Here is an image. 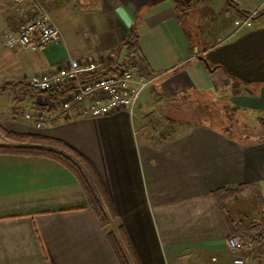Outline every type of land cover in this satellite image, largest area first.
<instances>
[{
    "label": "crops",
    "instance_id": "1",
    "mask_svg": "<svg viewBox=\"0 0 264 264\" xmlns=\"http://www.w3.org/2000/svg\"><path fill=\"white\" fill-rule=\"evenodd\" d=\"M38 1L48 11L53 2ZM203 1H101L102 13L111 15L119 29L117 48L137 27L141 62L154 77V89L142 96L133 115L120 109L98 118L85 116L79 105L63 119L60 99L25 85L70 57L90 56H77L66 46H52L41 55L9 49L4 36L14 19L0 15V146L21 145L4 134L9 132L57 140L79 153L116 210L111 227H124L141 264H234L238 254L230 247L231 232L245 213L229 209L231 198L221 207L213 196L221 190L246 187L244 197L257 199V218L264 220V141L259 137L225 134L208 122L163 142L148 132L155 109L151 93L164 98L183 92L225 94L238 111L264 113V10L250 28L233 35L234 21L264 0H221L224 20L209 19L211 39L200 48L181 13L188 15ZM32 6L27 0L13 15L20 17ZM211 10L218 12L215 5ZM28 114H44L49 122L37 128ZM109 232L91 209L81 180L59 160L0 152V264H121ZM129 260L133 264L130 255Z\"/></svg>",
    "mask_w": 264,
    "mask_h": 264
},
{
    "label": "rangeland",
    "instance_id": "2",
    "mask_svg": "<svg viewBox=\"0 0 264 264\" xmlns=\"http://www.w3.org/2000/svg\"><path fill=\"white\" fill-rule=\"evenodd\" d=\"M52 1L50 5L52 10L49 7V13L62 31L65 39L63 46L70 48L73 54L77 56L88 55L90 58L104 62L105 65L115 61L114 54L118 46L119 29L111 19V15L102 13V0ZM263 4L255 10L259 9ZM214 5L216 11H218L217 13L212 10L209 11V7ZM17 6L21 7L22 4L17 5L9 0H0V15L3 17L12 15L11 19H16V14L15 16L13 15L16 12L13 9L17 8ZM220 6L221 0H205L201 6H197L192 11L190 9L188 15L181 13L183 24L195 41L196 46L204 48L210 42L211 38L208 39L207 37L209 19L224 20V14H222V11L220 12ZM261 9L264 10V7ZM29 52L33 55H41V52L40 54H35L32 50H29ZM150 87L151 85L143 95L154 89ZM150 98L154 102L155 109L151 112L153 117L148 119L150 124L148 132L156 142H163L166 138H170L173 133H175L174 135L180 134L189 129V127L202 122H208L213 125V122L222 123V125L216 124L217 127H215L218 129L230 126L234 129V132H240V135L247 133L249 135L248 139L252 141L258 137L259 140L262 139L263 131L257 123V118L259 116L264 117V113L253 115L238 111L230 103V95L217 94L203 97L198 94L183 92L174 97L164 98L161 95L159 96V94L156 96L155 93H151ZM181 108L184 109L183 114ZM19 112L22 114V109ZM155 117L159 118L158 122L151 120L156 119ZM171 121L174 123L171 124ZM169 125L174 126L172 130L168 127ZM7 133L9 132L4 134L8 138L14 139L8 136ZM15 140L20 142L21 145L30 143L29 141ZM2 142L0 137V143ZM244 195H247L245 191H243V195L240 192L233 196L229 200L231 204L228 207L229 209H236L245 213L243 220L245 224H256L259 222L256 213L259 206L258 201L256 198L244 197ZM235 198L237 199L234 203ZM262 255H264V244L261 247H257L254 254V264H264ZM185 264H188V262H185Z\"/></svg>",
    "mask_w": 264,
    "mask_h": 264
},
{
    "label": "built area",
    "instance_id": "3",
    "mask_svg": "<svg viewBox=\"0 0 264 264\" xmlns=\"http://www.w3.org/2000/svg\"><path fill=\"white\" fill-rule=\"evenodd\" d=\"M21 5L27 0H9ZM237 19L233 35L242 33L253 25L262 14L261 8ZM64 36L53 16L38 0H33L32 8L14 19L10 30L4 36V44L9 49H29L43 52L52 46H63ZM105 64L93 58L79 60L70 57L66 63L50 74L34 75L25 85L36 91L50 95H62L59 116L68 119L79 105L85 116L98 118L117 110L125 109L131 115L146 89L154 81L147 72L139 56L134 57L121 69L119 76L106 74ZM28 120L37 128L45 126L49 120L44 114H28ZM232 252L238 254L234 264H254L257 245L247 242L241 236L230 238ZM215 260V259H214Z\"/></svg>",
    "mask_w": 264,
    "mask_h": 264
},
{
    "label": "trees",
    "instance_id": "4",
    "mask_svg": "<svg viewBox=\"0 0 264 264\" xmlns=\"http://www.w3.org/2000/svg\"><path fill=\"white\" fill-rule=\"evenodd\" d=\"M247 15L248 14H243V16ZM140 52V37L138 29L137 27H135L132 32L123 39V41L115 51V61L111 64H107L105 66L104 72L113 76H119L121 69L127 66L131 59L136 56H139L141 58ZM51 96L55 99H61L60 97H62V95L55 94ZM183 110L184 109L181 108L182 114ZM257 119V123L263 131L261 141H264V117L259 116ZM172 123L174 122L171 121V124ZM213 123L214 125L210 124L212 128H216V124H219V122ZM168 127H170V130L173 129L171 125H169ZM221 131L225 134L230 135L235 133L234 129L230 126L222 128ZM7 135L19 141H29L30 143L36 145L22 144L19 146H0V152L41 154L50 156L54 159L59 160L63 165H65L68 169L75 173L79 180H81V182L83 183L85 194L89 200L91 209L94 211L101 225L108 230L110 229L108 237L120 263L132 264L129 260L130 255L133 264H141L134 253L124 227L120 226L117 229H113L111 227L112 223L117 220L118 215L114 206L111 204L109 195L102 185L101 180L86 159H84L79 153H77L65 143L57 140L47 139L39 136H20L11 133H7ZM245 190L246 187L241 186L236 189L221 190L213 196L221 207H225V202L227 200ZM235 235L241 236L249 243L260 246L264 240L263 216H261L260 221L256 224H245V221H241L237 226L233 228V231L231 232V236Z\"/></svg>",
    "mask_w": 264,
    "mask_h": 264
},
{
    "label": "water",
    "instance_id": "5",
    "mask_svg": "<svg viewBox=\"0 0 264 264\" xmlns=\"http://www.w3.org/2000/svg\"><path fill=\"white\" fill-rule=\"evenodd\" d=\"M203 61L206 63L207 68L210 69V70H212L211 67H210V65L208 64V62L206 60H203Z\"/></svg>",
    "mask_w": 264,
    "mask_h": 264
}]
</instances>
